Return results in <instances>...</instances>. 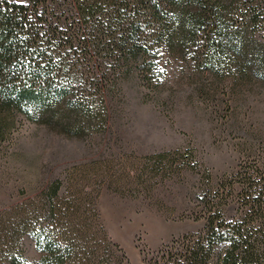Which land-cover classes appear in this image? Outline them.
<instances>
[{
    "label": "trees",
    "instance_id": "trees-1",
    "mask_svg": "<svg viewBox=\"0 0 264 264\" xmlns=\"http://www.w3.org/2000/svg\"><path fill=\"white\" fill-rule=\"evenodd\" d=\"M164 54L264 84V0H0V146L18 116L71 136L105 130L106 97L120 72L135 66L150 78ZM184 157L147 155L141 182L185 166ZM256 165L215 187L206 173L198 195L203 228L141 264H264V170ZM74 188L55 178L5 211L1 259L29 264L19 245L28 236L35 264H130L95 209L90 221L88 191ZM232 201L239 210L228 217Z\"/></svg>",
    "mask_w": 264,
    "mask_h": 264
},
{
    "label": "rangeland",
    "instance_id": "rangeland-1",
    "mask_svg": "<svg viewBox=\"0 0 264 264\" xmlns=\"http://www.w3.org/2000/svg\"><path fill=\"white\" fill-rule=\"evenodd\" d=\"M125 70L106 97L105 130L71 136L17 117L0 146V224L5 211L40 196L59 178L63 189L71 183L75 191H88L90 221L95 209L109 239L130 264H141L174 238L203 228L198 195L206 173L215 187L246 164L264 170V84L201 70L168 54L150 78L140 77L135 66ZM175 150L188 164L141 182L147 155ZM225 210L232 217L238 204ZM19 245L35 264L39 254L31 238ZM0 264L11 263L0 256Z\"/></svg>",
    "mask_w": 264,
    "mask_h": 264
}]
</instances>
